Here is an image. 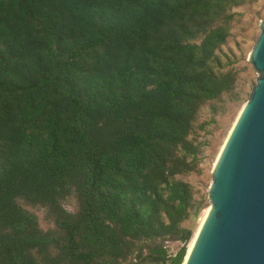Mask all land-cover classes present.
I'll return each instance as SVG.
<instances>
[{
	"label": "trees",
	"instance_id": "16d2710c",
	"mask_svg": "<svg viewBox=\"0 0 264 264\" xmlns=\"http://www.w3.org/2000/svg\"><path fill=\"white\" fill-rule=\"evenodd\" d=\"M245 1L0 0V264H129L167 238L148 257L181 264L196 210L176 175L234 83L216 50Z\"/></svg>",
	"mask_w": 264,
	"mask_h": 264
},
{
	"label": "water",
	"instance_id": "95a60500",
	"mask_svg": "<svg viewBox=\"0 0 264 264\" xmlns=\"http://www.w3.org/2000/svg\"><path fill=\"white\" fill-rule=\"evenodd\" d=\"M258 26L248 53L257 77L212 166L183 264H264V18Z\"/></svg>",
	"mask_w": 264,
	"mask_h": 264
},
{
	"label": "rangeland",
	"instance_id": "374dc122",
	"mask_svg": "<svg viewBox=\"0 0 264 264\" xmlns=\"http://www.w3.org/2000/svg\"><path fill=\"white\" fill-rule=\"evenodd\" d=\"M232 11L235 15L230 22L229 35L216 50V54L223 64L222 71L230 70L235 75L234 83L230 90L223 92L218 98L200 105L193 121L192 131L188 135V139L198 146L195 167L190 172L176 175V179L190 185L194 204L192 211L196 210L194 217L191 216L181 223L183 227L191 229V237L185 244L186 252L209 205L206 192L216 156L257 77V73L248 61V53L259 34V21L264 18V0H246ZM63 204L69 211L76 210L77 205L73 197ZM23 206L37 215L42 229L53 227L42 207L25 204ZM141 245V256H135V252L127 259V263L158 264L148 257L150 248L161 245L167 255H173L182 243L167 238L142 241Z\"/></svg>",
	"mask_w": 264,
	"mask_h": 264
},
{
	"label": "bare ground",
	"instance_id": "6f19581e",
	"mask_svg": "<svg viewBox=\"0 0 264 264\" xmlns=\"http://www.w3.org/2000/svg\"><path fill=\"white\" fill-rule=\"evenodd\" d=\"M206 211H207V209L205 210V212H204V214H203V216H202V218H201V221H202V219H203V217H204ZM200 223H201V222H200ZM195 233H196V232H195ZM194 236H195V234H194ZM194 236L192 237V239H191L190 242H189L187 252H188V250H189L190 247H191V244H192V242H193ZM181 264H183V262H181Z\"/></svg>",
	"mask_w": 264,
	"mask_h": 264
}]
</instances>
